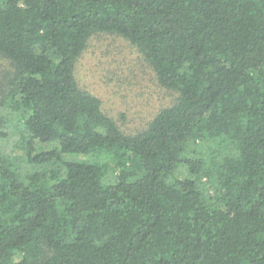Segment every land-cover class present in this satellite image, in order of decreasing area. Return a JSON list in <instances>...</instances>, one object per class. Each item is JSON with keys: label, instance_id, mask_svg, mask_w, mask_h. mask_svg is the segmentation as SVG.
<instances>
[{"label": "trees", "instance_id": "1", "mask_svg": "<svg viewBox=\"0 0 264 264\" xmlns=\"http://www.w3.org/2000/svg\"><path fill=\"white\" fill-rule=\"evenodd\" d=\"M103 33L176 92L133 133ZM0 57V264H264V0H0Z\"/></svg>", "mask_w": 264, "mask_h": 264}, {"label": "rangeland", "instance_id": "2", "mask_svg": "<svg viewBox=\"0 0 264 264\" xmlns=\"http://www.w3.org/2000/svg\"><path fill=\"white\" fill-rule=\"evenodd\" d=\"M4 70L0 57V81ZM145 72L136 48L104 33L91 37L76 63L80 87L99 97L102 111L127 133L142 129L159 109L175 102L176 92L152 84Z\"/></svg>", "mask_w": 264, "mask_h": 264}]
</instances>
